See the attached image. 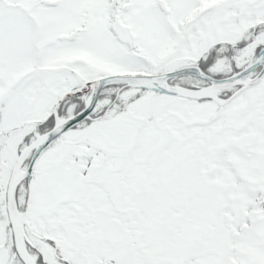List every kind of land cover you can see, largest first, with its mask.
Returning <instances> with one entry per match:
<instances>
[{
	"label": "snow or ice",
	"instance_id": "snow-or-ice-1",
	"mask_svg": "<svg viewBox=\"0 0 264 264\" xmlns=\"http://www.w3.org/2000/svg\"><path fill=\"white\" fill-rule=\"evenodd\" d=\"M0 264H264V0H0Z\"/></svg>",
	"mask_w": 264,
	"mask_h": 264
}]
</instances>
